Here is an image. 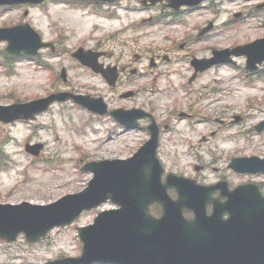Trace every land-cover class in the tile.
<instances>
[{
  "label": "rangeland",
  "instance_id": "374dc122",
  "mask_svg": "<svg viewBox=\"0 0 264 264\" xmlns=\"http://www.w3.org/2000/svg\"><path fill=\"white\" fill-rule=\"evenodd\" d=\"M263 1L210 0L213 9L206 1L192 11L184 13L183 8L178 18L163 14L158 6L142 10L141 0H116V4L108 5V10L117 14L114 17H99L90 9L51 1L40 6H0V26L29 21L45 40L57 43L56 49L61 53L54 55L44 48L38 54L42 61L39 64L30 57L20 58L11 75L8 66L0 62V104L71 90L103 96L111 108H152L163 126L159 156L168 171L202 182H214L220 175L233 184L254 181L261 183L264 191V174H239L228 166L234 156H264V132L254 129L264 119V64L250 71L246 69V57H237L235 65L212 67L189 83L194 72L190 63L193 56H208L211 47H228L264 36V9L255 7ZM28 8L29 14L25 16ZM238 11L244 14V20L224 25ZM152 15L156 20L140 21ZM161 17L163 20L156 22ZM210 20L216 22V28L207 36L193 37ZM125 27L122 38L126 47L106 38ZM100 43L126 61L148 47L165 54L157 58L163 62L155 72L149 67L150 58L133 61L131 66L138 68V75L112 89L100 76L81 69L71 56V52L82 47ZM6 45V41L0 42V59L5 56ZM166 54L173 60H165ZM63 66L68 71L67 82L60 76ZM146 72L149 74L144 75ZM129 88H137L139 93L120 97L122 90ZM190 104L193 116L186 114ZM235 116L243 118L232 123ZM213 130L219 131L216 136L201 141L203 135L210 136ZM149 137L145 126L124 130L112 116L98 115L73 101L56 102L33 120L13 125L0 122V164L4 165V169L0 167V202L27 200L45 204L78 192L93 176L83 170L85 162L128 157ZM28 142L44 143L39 156L25 150ZM197 163L209 166L198 171ZM112 207L107 202L86 211L74 223L55 228L38 242H29L24 235L15 242L0 241V264H47L63 256L80 255L82 242L77 227L93 222L100 210Z\"/></svg>",
  "mask_w": 264,
  "mask_h": 264
},
{
  "label": "water",
  "instance_id": "95a60500",
  "mask_svg": "<svg viewBox=\"0 0 264 264\" xmlns=\"http://www.w3.org/2000/svg\"><path fill=\"white\" fill-rule=\"evenodd\" d=\"M20 1L42 0H0V3ZM170 1L171 5L179 7L202 0ZM1 39L8 40L7 49L15 53L22 50L37 53L40 47L50 44L42 42L29 23L0 28ZM214 54L213 59L193 60L197 70L216 62L232 61V54L247 55V67L255 69L264 61V37L233 49L215 50ZM75 55L88 62L82 48ZM69 97L100 113L106 111L101 98L90 100L60 92L27 103L0 105V119L34 117L54 100ZM125 114L134 118L141 116L135 111ZM150 129L152 138L133 157L85 164L84 168L91 170L94 178L83 191L68 194L49 205L0 204V238L12 241L25 232L29 240H38L55 226L70 224L84 210L110 199L120 207L101 211L93 224L78 228L84 243L82 255L58 259L51 264L98 261L116 264H264V196L259 187L253 183L234 189H229L224 182L215 186L202 185L173 173L167 176L165 183L162 182L164 169L157 157L159 129L154 122ZM256 129L264 130V120L256 125ZM41 147L42 144L28 145L27 149L39 153ZM230 166L238 172L256 173L264 171V159L237 157ZM169 187L177 188V199L169 195ZM216 190L220 191L221 197H212ZM222 197L226 200L222 201ZM156 202L162 206L161 216L150 211L151 204ZM209 203L214 205L211 213L207 211ZM185 210L193 211L194 216L186 217Z\"/></svg>",
  "mask_w": 264,
  "mask_h": 264
},
{
  "label": "flooded vegetation",
  "instance_id": "af4514ba",
  "mask_svg": "<svg viewBox=\"0 0 264 264\" xmlns=\"http://www.w3.org/2000/svg\"><path fill=\"white\" fill-rule=\"evenodd\" d=\"M121 46H127L126 44L124 43H120ZM97 50H102L105 52V55L101 58V61L106 63V64H113V65H117L118 68H119V73H120V77H119V82L123 81V80H126V81H129L132 76L135 74L138 75V69L135 71V72H132V69L131 68V64H133L132 62L135 61V60H146L147 57H150V67L151 68H156V67H159L160 64L163 62L160 61V60H157L158 57H160V53H158L157 50H154L153 48L151 47H148L147 50L144 52V53H140V54H135L134 57H131L130 61H126L123 59V57H118V56H115V53L110 51L109 48H106L103 44H99L97 45ZM192 114V113H190ZM222 121V120H221ZM213 135L217 134L218 131L217 130H214L213 131ZM201 166V168H206L207 166L205 164H201L199 165ZM216 169H218L216 167ZM221 179H226V177L223 175L219 178V180Z\"/></svg>",
  "mask_w": 264,
  "mask_h": 264
},
{
  "label": "trees",
  "instance_id": "16d2710c",
  "mask_svg": "<svg viewBox=\"0 0 264 264\" xmlns=\"http://www.w3.org/2000/svg\"><path fill=\"white\" fill-rule=\"evenodd\" d=\"M153 211L156 213L160 212V207L158 205L153 206Z\"/></svg>",
  "mask_w": 264,
  "mask_h": 264
}]
</instances>
